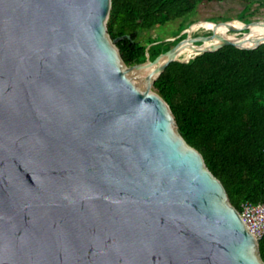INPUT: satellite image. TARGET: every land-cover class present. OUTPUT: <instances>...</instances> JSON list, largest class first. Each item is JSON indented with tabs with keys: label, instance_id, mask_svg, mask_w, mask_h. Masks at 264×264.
I'll use <instances>...</instances> for the list:
<instances>
[{
	"label": "water",
	"instance_id": "water-1",
	"mask_svg": "<svg viewBox=\"0 0 264 264\" xmlns=\"http://www.w3.org/2000/svg\"><path fill=\"white\" fill-rule=\"evenodd\" d=\"M110 6L0 0V264H264L222 182L151 88L172 61L256 48L264 35L203 46L222 25L196 21L153 60L156 41L127 65L107 31ZM198 22L211 34L192 36ZM259 23L223 25L243 36ZM186 45L198 52L176 58Z\"/></svg>",
	"mask_w": 264,
	"mask_h": 264
},
{
	"label": "trees",
	"instance_id": "trees-1",
	"mask_svg": "<svg viewBox=\"0 0 264 264\" xmlns=\"http://www.w3.org/2000/svg\"><path fill=\"white\" fill-rule=\"evenodd\" d=\"M217 1L111 0L107 31L132 65L144 61L147 45L157 40L141 41V31L185 17L199 3ZM245 10L239 20L254 22L243 16ZM168 49L152 44L148 57ZM193 55L188 51L186 57ZM151 88L168 103L179 133L201 153L231 204L240 211L245 201L264 202V43L252 49L224 45L188 62L172 61L152 79ZM258 248L264 261V235Z\"/></svg>",
	"mask_w": 264,
	"mask_h": 264
},
{
	"label": "rangeland",
	"instance_id": "rangeland-1",
	"mask_svg": "<svg viewBox=\"0 0 264 264\" xmlns=\"http://www.w3.org/2000/svg\"><path fill=\"white\" fill-rule=\"evenodd\" d=\"M244 7H246V10L243 13L245 18L251 21L264 20V0H221L217 2L199 3L197 4L195 10L185 17L170 21L164 25H156L151 29L141 31L139 34V39L143 42H145L146 38L157 39L156 42L162 43L163 46L168 45L170 48L179 43H173V40L171 41V37L185 34L182 33V31L192 22L207 20L227 27L223 25L228 21L227 19L239 20V18L242 16L241 13ZM240 21L244 22L242 20ZM235 23L237 25L240 22L236 21ZM262 24L264 23L253 25L250 27V32L254 31ZM226 31L231 33L238 32L240 35H242L241 33L247 30L232 28L230 30L226 29ZM261 31H264V26L260 27L256 33ZM209 34H211L210 29L203 26L198 27L191 33L192 36H204ZM216 37L217 36L206 39V43H211L217 39ZM195 43H199V41ZM189 52H194V49L191 48Z\"/></svg>",
	"mask_w": 264,
	"mask_h": 264
},
{
	"label": "bare ground",
	"instance_id": "bare-ground-1",
	"mask_svg": "<svg viewBox=\"0 0 264 264\" xmlns=\"http://www.w3.org/2000/svg\"><path fill=\"white\" fill-rule=\"evenodd\" d=\"M203 26L201 25V23H196L195 25H193V27L190 29V32L192 33L194 30H196L198 27ZM264 24L260 25V27H263ZM260 27H257L254 31L249 32L247 34H244L243 36H241L238 32H234L231 33L229 31H226L227 27L224 26H219L216 28V32H217V39H215L214 41H212L211 43L208 44H204L203 46H211L213 45L215 42L219 41L221 38H233L236 39L238 41H242V42H251L254 41L256 39H258L259 37L264 35V31L258 32L256 33ZM207 28V27H206ZM192 48L194 49V55L198 52V50L196 48L191 47L190 45H186L185 47L181 48L178 52H176L175 57L179 58V59H189L191 58L190 56H187V53L189 51V49ZM193 55V56H194ZM155 67V64L150 65V66H146L143 67L140 72H139V76H143L146 73H149L153 68Z\"/></svg>",
	"mask_w": 264,
	"mask_h": 264
},
{
	"label": "built area",
	"instance_id": "built-area-1",
	"mask_svg": "<svg viewBox=\"0 0 264 264\" xmlns=\"http://www.w3.org/2000/svg\"><path fill=\"white\" fill-rule=\"evenodd\" d=\"M239 213L247 230L259 240L264 235V202L245 201Z\"/></svg>",
	"mask_w": 264,
	"mask_h": 264
}]
</instances>
